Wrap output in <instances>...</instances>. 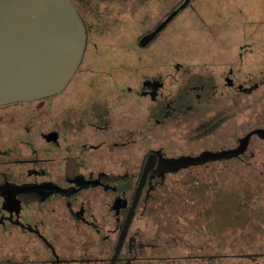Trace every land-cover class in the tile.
Wrapping results in <instances>:
<instances>
[{
    "label": "flooded vegetation",
    "instance_id": "1",
    "mask_svg": "<svg viewBox=\"0 0 264 264\" xmlns=\"http://www.w3.org/2000/svg\"><path fill=\"white\" fill-rule=\"evenodd\" d=\"M71 1L67 84L0 104V264H264V0Z\"/></svg>",
    "mask_w": 264,
    "mask_h": 264
},
{
    "label": "water",
    "instance_id": "2",
    "mask_svg": "<svg viewBox=\"0 0 264 264\" xmlns=\"http://www.w3.org/2000/svg\"><path fill=\"white\" fill-rule=\"evenodd\" d=\"M85 44V26L71 0H0V104L60 91Z\"/></svg>",
    "mask_w": 264,
    "mask_h": 264
},
{
    "label": "rangeland",
    "instance_id": "3",
    "mask_svg": "<svg viewBox=\"0 0 264 264\" xmlns=\"http://www.w3.org/2000/svg\"><path fill=\"white\" fill-rule=\"evenodd\" d=\"M223 4L220 5V8H222L223 10H225L226 8L228 9V14H229V6L227 7V5L225 4V2L222 1ZM238 11H239V8H238ZM238 11H237V14H238ZM237 17H240L242 18L241 16L237 15ZM257 102H254L252 103V109H255L257 108L260 104H256ZM243 113V110H241V108H238V113H237V116H238V119L241 118V114ZM238 124V123H237Z\"/></svg>",
    "mask_w": 264,
    "mask_h": 264
}]
</instances>
